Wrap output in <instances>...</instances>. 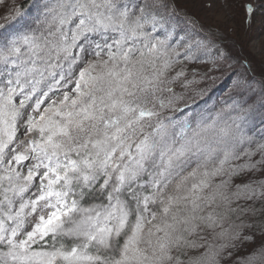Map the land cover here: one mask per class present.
I'll list each match as a JSON object with an SVG mask.
<instances>
[{
  "label": "snow or ice",
  "instance_id": "snow-or-ice-1",
  "mask_svg": "<svg viewBox=\"0 0 264 264\" xmlns=\"http://www.w3.org/2000/svg\"><path fill=\"white\" fill-rule=\"evenodd\" d=\"M212 35L177 0H0V264H264V81Z\"/></svg>",
  "mask_w": 264,
  "mask_h": 264
},
{
  "label": "rangeland",
  "instance_id": "rangeland-1",
  "mask_svg": "<svg viewBox=\"0 0 264 264\" xmlns=\"http://www.w3.org/2000/svg\"><path fill=\"white\" fill-rule=\"evenodd\" d=\"M250 0H177L178 10L186 12L203 29L212 32L213 43L218 49H223L233 58L230 62L233 68L240 70V63L245 57L251 61L250 68H246L249 77L257 82L264 81V22L259 19L246 20L245 4ZM210 5V6H209ZM183 22V17L178 18ZM197 38L204 37V32L196 33ZM208 38V37H205ZM240 63H236V61ZM201 69L203 65L199 66ZM226 72L232 69L224 65ZM219 76L220 73H217ZM230 81L217 89L221 93Z\"/></svg>",
  "mask_w": 264,
  "mask_h": 264
},
{
  "label": "trees",
  "instance_id": "trees-1",
  "mask_svg": "<svg viewBox=\"0 0 264 264\" xmlns=\"http://www.w3.org/2000/svg\"><path fill=\"white\" fill-rule=\"evenodd\" d=\"M247 4L253 5L254 13L251 16H249V14L246 12L245 6H244V13H245L246 20L250 21V23H251L252 19H256V20L259 19V22H264V0H250V3H247ZM258 244H259V241H257L256 245H250V246H247L246 248L238 251L236 253V255L233 257V260L237 259L238 257L248 255L252 251V248L254 246H258Z\"/></svg>",
  "mask_w": 264,
  "mask_h": 264
}]
</instances>
